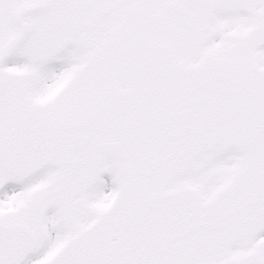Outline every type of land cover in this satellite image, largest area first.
Instances as JSON below:
<instances>
[{
  "label": "snow or ice",
  "instance_id": "6c2138e0",
  "mask_svg": "<svg viewBox=\"0 0 264 264\" xmlns=\"http://www.w3.org/2000/svg\"><path fill=\"white\" fill-rule=\"evenodd\" d=\"M0 264H264V0H0Z\"/></svg>",
  "mask_w": 264,
  "mask_h": 264
}]
</instances>
